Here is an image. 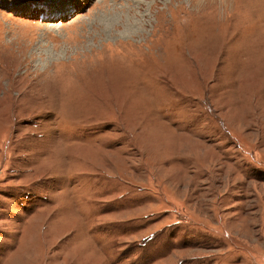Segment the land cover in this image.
Wrapping results in <instances>:
<instances>
[{
    "label": "rangeland",
    "instance_id": "1",
    "mask_svg": "<svg viewBox=\"0 0 264 264\" xmlns=\"http://www.w3.org/2000/svg\"><path fill=\"white\" fill-rule=\"evenodd\" d=\"M0 264H264V0H0Z\"/></svg>",
    "mask_w": 264,
    "mask_h": 264
}]
</instances>
